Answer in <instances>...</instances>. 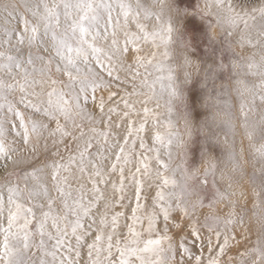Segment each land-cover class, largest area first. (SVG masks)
<instances>
[{
  "label": "clouds",
  "instance_id": "9594fccd",
  "mask_svg": "<svg viewBox=\"0 0 264 264\" xmlns=\"http://www.w3.org/2000/svg\"><path fill=\"white\" fill-rule=\"evenodd\" d=\"M122 258L264 264V0H0V264Z\"/></svg>",
  "mask_w": 264,
  "mask_h": 264
},
{
  "label": "snow or ice",
  "instance_id": "6c2138e0",
  "mask_svg": "<svg viewBox=\"0 0 264 264\" xmlns=\"http://www.w3.org/2000/svg\"><path fill=\"white\" fill-rule=\"evenodd\" d=\"M80 32L82 33V34H85V38H87L86 37V28H84L83 26H81L80 27ZM33 33H34V35L36 34V30L35 29H33ZM19 40H20V43L21 44H23L24 43V36L23 35H21L20 37H19ZM89 47H91L92 48V50L94 51V52H96V53H99L101 50L99 49V48H95V47H93L91 44H89L88 45ZM77 51V54L79 53V50H76ZM67 52H68V63H72V59H71V55H72V52H73V49L71 48V47H69L68 48V50H67ZM97 63H99V61L97 60ZM98 85H95V84H93V85H91L90 87L92 88V90H93V92H95V89H96V87H97ZM147 111V110H146ZM137 202H138V200H137ZM134 211V210H133ZM162 211H164V214H165V216L167 215V212L165 211V210H163L162 209ZM177 219H178V217H177ZM17 227L18 228H23V227H25V225L24 224H18L17 225ZM73 231L75 232L76 231V229L74 228L73 229ZM190 235H191V233H190ZM93 238L95 239V240H97L98 242H100L103 238L101 237V236H98V235H96V234H93ZM109 239V243L107 244V249L109 250V254H110V251H111V248H112V243H111V237H109L108 238ZM152 243H159L158 241H149V244H152ZM8 247V245H7V243L5 242V244H4V248H7ZM195 250V249H194ZM207 250V249H206ZM103 251V249H101V248H97V252L98 253H100V252H102ZM117 254L120 256V257H123L124 256V250H122V249H117ZM110 258L111 259H115V257H111L110 256ZM119 264H129V261L128 260H126V259H120V261H119Z\"/></svg>",
  "mask_w": 264,
  "mask_h": 264
}]
</instances>
